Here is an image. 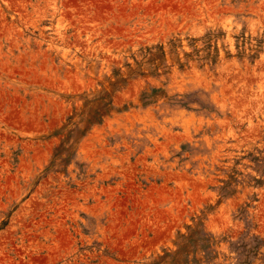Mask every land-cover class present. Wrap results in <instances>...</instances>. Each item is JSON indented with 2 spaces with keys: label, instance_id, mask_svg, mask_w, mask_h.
Listing matches in <instances>:
<instances>
[{
  "label": "rangeland",
  "instance_id": "obj_1",
  "mask_svg": "<svg viewBox=\"0 0 264 264\" xmlns=\"http://www.w3.org/2000/svg\"><path fill=\"white\" fill-rule=\"evenodd\" d=\"M0 264H264V0H0Z\"/></svg>",
  "mask_w": 264,
  "mask_h": 264
}]
</instances>
